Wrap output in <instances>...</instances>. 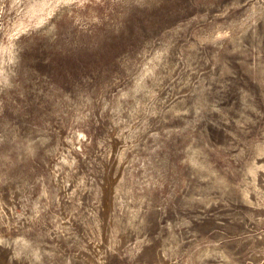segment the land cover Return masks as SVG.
<instances>
[{
	"label": "rangeland",
	"instance_id": "1",
	"mask_svg": "<svg viewBox=\"0 0 264 264\" xmlns=\"http://www.w3.org/2000/svg\"><path fill=\"white\" fill-rule=\"evenodd\" d=\"M0 264H264V0H0Z\"/></svg>",
	"mask_w": 264,
	"mask_h": 264
}]
</instances>
